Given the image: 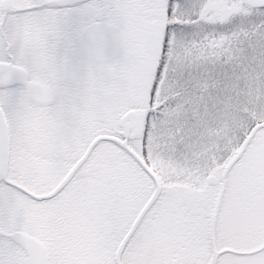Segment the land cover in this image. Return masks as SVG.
Instances as JSON below:
<instances>
[{"label":"snow or ice","instance_id":"snow-or-ice-1","mask_svg":"<svg viewBox=\"0 0 264 264\" xmlns=\"http://www.w3.org/2000/svg\"><path fill=\"white\" fill-rule=\"evenodd\" d=\"M0 264H264V0H0Z\"/></svg>","mask_w":264,"mask_h":264}]
</instances>
